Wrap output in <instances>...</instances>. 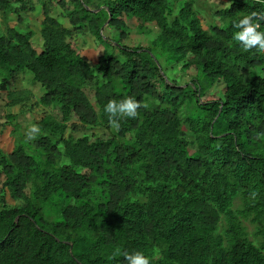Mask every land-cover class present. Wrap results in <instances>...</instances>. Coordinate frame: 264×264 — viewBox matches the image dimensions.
Returning a JSON list of instances; mask_svg holds the SVG:
<instances>
[{
	"label": "trees",
	"instance_id": "trees-1",
	"mask_svg": "<svg viewBox=\"0 0 264 264\" xmlns=\"http://www.w3.org/2000/svg\"><path fill=\"white\" fill-rule=\"evenodd\" d=\"M196 1L38 0L39 52L31 29L0 33V93L29 72L35 103L57 109L34 121L36 139L0 147V264H127L110 259L117 247L152 264H264V54L232 39L233 22L264 4L228 0L204 25ZM132 20L154 24L147 46L103 38L105 22ZM85 28L110 48L94 62L71 43ZM177 64L183 84L163 71ZM125 96L150 107L114 131L104 107Z\"/></svg>",
	"mask_w": 264,
	"mask_h": 264
},
{
	"label": "rangeland",
	"instance_id": "rangeland-1",
	"mask_svg": "<svg viewBox=\"0 0 264 264\" xmlns=\"http://www.w3.org/2000/svg\"><path fill=\"white\" fill-rule=\"evenodd\" d=\"M172 2L173 0H169ZM181 1V0H180ZM203 3L202 0L198 6L195 9L204 10L199 11L198 15L200 16L202 23L204 25L208 24L209 18L211 17L212 11L210 14H207L206 11H208V8H211L210 5H208L209 0H204ZM228 0H214V7H221L227 4ZM69 3V1H68ZM30 5L33 6V8L27 9L25 11H22L21 13L17 14L14 12H7L8 14L5 15L2 11H0V33L5 31V28L9 25L12 27H16L19 30L26 31L28 29H31L33 31L32 36V45L36 49L37 52L41 49V36L39 33V22L41 19V9L40 4L38 3V0H30ZM207 5V6H206ZM205 6V7H204ZM52 8L54 9L52 13L58 17V19L65 25L66 27H70L66 15L61 13L62 11L59 10V7L57 5H52ZM63 10V9H62ZM64 11V10H63ZM20 16V19L17 18V16ZM208 17V18H207ZM120 20L118 19L117 22ZM211 21V20H210ZM126 26L120 25V27H117L115 25L113 26H107L103 25V28L101 30V33L103 35V38L108 37L112 40L115 39L117 42H121L123 45L127 46H137L141 45L143 47L148 45L149 40L152 39L155 31L154 24L152 25L153 29L150 30L148 26H151L150 24H147V29L139 30L136 20L125 22ZM86 29V28H85ZM125 29L124 33L125 35L123 38L119 35L120 30ZM127 29V30H126ZM71 43L73 44L74 48L86 59L89 61H96L97 58L101 54H105L107 50H109V45L105 42H102L101 40H97L91 33L86 29L85 32H74L72 34ZM114 42V41H112ZM117 52V50H116ZM180 66L177 65H169L168 68H163V71L165 75L169 79L176 78L178 83L183 84L184 81L188 79V76L186 74L181 75L180 73ZM28 72V71H26ZM260 75L264 76V69H262L260 72ZM223 88L222 83L216 82L213 87L209 89V91H214L216 94L221 91ZM10 91V92H9ZM11 94L9 98V94ZM41 92V88L37 82H34L31 78V73H25L21 72L18 74V77L14 81H9L7 84V90H4L0 94V147L4 152H10L15 144H16V137L19 134L26 135L27 129L30 125L34 124V121L38 120L45 112H52L54 115H57V109L51 108V107H44L41 108L38 106L35 101L38 99ZM17 98L20 99L16 104L10 105L7 104V102L11 101V99ZM8 114H14V121L19 128L16 131H13V123L8 118ZM87 131L88 129H75L73 131V134L79 135L82 133V131ZM89 131V130H88ZM102 132V130H99ZM98 131V133H99ZM60 149H62V146L60 145ZM2 180L3 176L0 175V195H3L4 189L2 188ZM6 202L8 204H15L20 205V200L12 201L10 198H8V193L6 195ZM2 201L0 200V206Z\"/></svg>",
	"mask_w": 264,
	"mask_h": 264
},
{
	"label": "clouds",
	"instance_id": "clouds-1",
	"mask_svg": "<svg viewBox=\"0 0 264 264\" xmlns=\"http://www.w3.org/2000/svg\"><path fill=\"white\" fill-rule=\"evenodd\" d=\"M257 3L264 4V0H257ZM264 24V10H253L242 15L241 18L233 22L235 31L232 39L237 42L244 51L255 50L259 54H264V31H261V25ZM150 107L147 99L143 103L133 96H125L121 99H110L105 107L104 112L108 116L109 126L118 131L120 121L124 118H137L140 115L139 109H148ZM41 132L37 124L28 127L26 138L28 141L36 139ZM253 198L257 196L256 192L250 194ZM123 257L127 264H152L151 258L142 251L128 252L119 247L114 249L110 259Z\"/></svg>",
	"mask_w": 264,
	"mask_h": 264
},
{
	"label": "crops",
	"instance_id": "crops-1",
	"mask_svg": "<svg viewBox=\"0 0 264 264\" xmlns=\"http://www.w3.org/2000/svg\"><path fill=\"white\" fill-rule=\"evenodd\" d=\"M200 2H201V0H197V1H196L195 4H196V7H197V8H198ZM202 2L204 3L205 1L202 0ZM227 2H228V1H227ZM207 4L211 6V8H208V11H206L207 14H210L211 11L213 10V7L215 6V5H214V0H209ZM206 6H207V5H206ZM204 7H205V6H204ZM197 10H199V9H196V11H197ZM199 11H203V12H205L204 10H199Z\"/></svg>",
	"mask_w": 264,
	"mask_h": 264
},
{
	"label": "water",
	"instance_id": "water-1",
	"mask_svg": "<svg viewBox=\"0 0 264 264\" xmlns=\"http://www.w3.org/2000/svg\"><path fill=\"white\" fill-rule=\"evenodd\" d=\"M107 22L104 23V25H106Z\"/></svg>",
	"mask_w": 264,
	"mask_h": 264
}]
</instances>
